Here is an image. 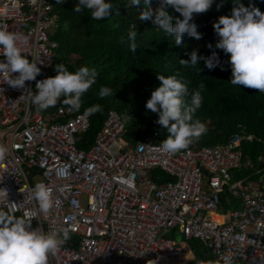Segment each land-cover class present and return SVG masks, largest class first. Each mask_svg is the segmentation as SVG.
I'll return each mask as SVG.
<instances>
[{"label": "built area", "instance_id": "1", "mask_svg": "<svg viewBox=\"0 0 264 264\" xmlns=\"http://www.w3.org/2000/svg\"><path fill=\"white\" fill-rule=\"evenodd\" d=\"M55 2L0 0V27L24 37V55L40 68L23 88L0 76V144L9 149L0 160V189L18 205L15 215L29 217L33 228L68 230L69 238L48 264H190L189 240L201 242L215 264H264V177L245 183L232 174L249 166L241 142L251 136L237 134L215 146L191 142L165 154L158 150L157 132L126 144L127 116L109 111L93 144L81 150L77 143L90 128L89 114L31 104L27 91L56 72ZM63 166L66 174L59 175ZM157 169L174 181L156 182ZM37 182L52 189L54 206L47 215L28 199ZM225 190L239 199L240 208L219 210ZM6 193L0 190L4 211Z\"/></svg>", "mask_w": 264, "mask_h": 264}, {"label": "trees", "instance_id": "2", "mask_svg": "<svg viewBox=\"0 0 264 264\" xmlns=\"http://www.w3.org/2000/svg\"><path fill=\"white\" fill-rule=\"evenodd\" d=\"M77 0H63L54 3V12L59 18L52 41L56 43L55 68L59 64L69 71L80 66H88L96 71L95 83L82 95L81 107L77 112L92 105L100 104L102 111L89 114L90 128L84 132L77 143V148L87 150L94 142L97 132L101 129L109 111L120 115H130L123 141L133 145L143 136L158 133L160 142L167 135L163 126L156 123V113L145 108L151 91L160 85L157 75H177L187 84L190 98L192 91L199 89L203 97L201 106L193 118L200 120L206 131L193 138L192 144L197 146H215L227 144L231 137L241 134L251 136V140L241 142L244 161L249 166L232 171L233 180L256 183L264 177V93L258 89L243 85L231 84V67L228 63L230 54L215 49L219 39L213 29L214 22L222 15H231L234 7L232 0H226L217 9L220 0L203 13L193 14L192 22L201 33L200 39L184 35L180 45L174 38L165 34L152 22V19H140L142 5H130L129 0H112L114 9L105 19L94 20L90 11L81 9L75 12ZM244 6L250 4L264 12V0H241ZM150 7L153 12L158 8L156 0ZM172 16L179 13L169 9ZM136 26V51L129 49L127 32ZM211 43L218 54L223 70L216 67L212 70L204 66L203 61L195 68L179 63L181 59H189L187 55L198 49V55L208 57L211 51L207 45ZM201 67L202 71L198 69ZM56 70V69H55ZM56 75V72L54 76ZM203 84V88L200 85ZM112 89V95L100 98L98 91L101 86ZM63 97H61V100ZM69 106L60 103L45 110ZM152 176L156 182L174 181V178L163 172L154 170ZM240 207V201L229 190L221 195V209ZM193 252L191 264H215L214 258L198 240L187 241Z\"/></svg>", "mask_w": 264, "mask_h": 264}, {"label": "clouds", "instance_id": "3", "mask_svg": "<svg viewBox=\"0 0 264 264\" xmlns=\"http://www.w3.org/2000/svg\"><path fill=\"white\" fill-rule=\"evenodd\" d=\"M130 5H142L140 19H152L165 34L174 38L180 45L184 35L200 39L202 34L196 30L192 22L193 14L206 12L214 0H156L158 8L153 12L150 7L153 0H129ZM226 0H220L219 9ZM61 4L63 0H56ZM234 7L231 15H222L213 24L218 40L215 49L230 54L228 63L231 67V84L258 89L264 93V12L251 6L246 7L241 0H232ZM90 11L91 18L101 20L108 18L114 9L112 0H77L75 12L81 9ZM169 9L179 13L172 16ZM136 26L133 24L127 32L129 49L136 51ZM24 37L14 31L0 27V76L7 85L13 88H23L26 81H32L40 73L37 63L30 60L23 52ZM207 47L212 50L213 45ZM189 59H181L179 63L195 68L201 61L212 70L223 65L215 50L208 57L198 55V49L187 54ZM202 71L201 67L198 69ZM13 73H16L14 76ZM96 71L88 66H80L75 71H69L64 64L56 66V75L37 80L35 91H27L28 98L38 110H45L60 103L69 105L72 110L81 107L82 95L95 83ZM160 85L151 91L145 108L157 114L156 123L163 126L168 135L160 141L158 150L165 154H174L186 149L193 138L199 137L205 131V125L194 119V113L200 108L203 97L199 89L189 96L187 84L177 75H157ZM203 88V84L200 85ZM112 95V89L101 86L98 96L104 98ZM23 96V95H22ZM21 96V97H22ZM61 97L63 99L61 100ZM87 114L102 111L100 104L87 108ZM143 147V144H141ZM9 149L0 144V160L4 159ZM67 166L58 169L59 175H65ZM130 174L126 182L131 184ZM6 193L4 189H0ZM7 199V193L4 197ZM28 199L34 200L40 213L47 215L54 206L52 189L44 182H37L30 189ZM18 205L8 201L6 211L0 210V264H48L50 255L56 254L59 248L69 238V232L63 227H53L44 231L33 228L29 217L17 216ZM35 213H33V216ZM203 264V262H201Z\"/></svg>", "mask_w": 264, "mask_h": 264}, {"label": "rangeland", "instance_id": "4", "mask_svg": "<svg viewBox=\"0 0 264 264\" xmlns=\"http://www.w3.org/2000/svg\"><path fill=\"white\" fill-rule=\"evenodd\" d=\"M126 116V115H125ZM127 117L128 118H130V115H127ZM80 201H81V205L82 206H86V196H82L81 198H80ZM175 240L177 241V242H180V243H185V241L183 240V238L180 236V235H176L175 236ZM194 255L192 254V252L191 253H189V255H188V257H193Z\"/></svg>", "mask_w": 264, "mask_h": 264}, {"label": "crops", "instance_id": "5", "mask_svg": "<svg viewBox=\"0 0 264 264\" xmlns=\"http://www.w3.org/2000/svg\"><path fill=\"white\" fill-rule=\"evenodd\" d=\"M238 208H240V207L227 208V209H224V210L220 208L219 210L222 211V212H227V211H229V210H232V209H238ZM191 252H192V251H191V249L189 248L188 242H186V256H187V259L191 261L190 264L192 263V261H193V259H194V256H193V257H188L189 253H191ZM192 254H193V252H192Z\"/></svg>", "mask_w": 264, "mask_h": 264}]
</instances>
